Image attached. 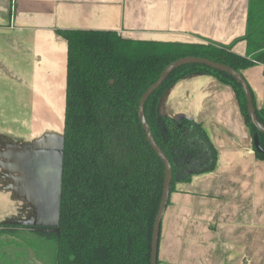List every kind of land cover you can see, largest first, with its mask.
<instances>
[{"label":"crops","instance_id":"0c3cea01","mask_svg":"<svg viewBox=\"0 0 264 264\" xmlns=\"http://www.w3.org/2000/svg\"><path fill=\"white\" fill-rule=\"evenodd\" d=\"M249 3L0 0V227L54 219L50 183L58 184L61 151L55 148L47 163L37 160L35 165L30 159L42 136L59 146L44 133L51 125H58L63 141L67 43L58 30L212 42L245 55ZM240 73L255 106L264 110V63ZM157 108L160 114L200 123L217 156L213 170L193 174L170 193L160 225L158 264H264V159L255 155L233 89L213 74L193 73L171 84ZM51 173L53 180L42 190V178Z\"/></svg>","mask_w":264,"mask_h":264},{"label":"trees","instance_id":"16d2710c","mask_svg":"<svg viewBox=\"0 0 264 264\" xmlns=\"http://www.w3.org/2000/svg\"><path fill=\"white\" fill-rule=\"evenodd\" d=\"M58 34L67 43L58 217L54 225L37 227L52 234L53 264H150L164 165L145 137L139 99L163 68L181 57L207 58L239 72L264 63V0H250L245 55L212 42L134 39L113 30L61 29ZM193 73L213 74L229 85L251 134L257 131L231 75L197 63L175 68L144 103L152 136L171 165L170 193L177 183L216 164V149L200 123L157 109L162 93ZM254 107L264 125V110ZM259 142L264 146V133Z\"/></svg>","mask_w":264,"mask_h":264},{"label":"water","instance_id":"95a60500","mask_svg":"<svg viewBox=\"0 0 264 264\" xmlns=\"http://www.w3.org/2000/svg\"><path fill=\"white\" fill-rule=\"evenodd\" d=\"M189 63H197V64H203L208 67H211L216 70L223 71L229 75H231L241 86L245 100H246V106H247V112L249 116V120L251 124L256 128V132L252 134V144L254 149L259 152L264 154V146H262L259 142V133H264V125H262L256 116L255 112V107L253 103V98L251 91L248 87L247 82L243 78L242 74L235 70L234 68L216 62L212 61L207 58L203 57H195V56H187V57H181L178 58L169 64H167L163 70L160 72L158 78L142 93L139 103H138V108H137V114L138 118L140 120V123L142 125V128L144 130L145 137L153 149V151L156 153V155L161 159L164 165V179H163V187H162V193L160 197V202L159 206L154 218V222L152 225V232H151V241H150V264H157V254H158V242H159V233H160V225L162 221V217L164 214V211L167 206L168 198L170 195V181H171V165L170 162L165 155V153L159 148V146L156 144L151 130L148 126V123L146 121V118L144 116V103L148 99V97L163 83V81L166 79V77L177 67L184 65V64H189ZM158 109V108H157ZM159 112V111H158ZM61 156H62V148H61ZM61 168V164H60ZM59 184H60V169H59V177H58V184H57V189H58V195H57V216L54 218L51 222H46V223H38L39 225L36 226H51L54 225L57 221L58 217V205H59ZM56 197V193H55Z\"/></svg>","mask_w":264,"mask_h":264},{"label":"rangeland","instance_id":"374dc122","mask_svg":"<svg viewBox=\"0 0 264 264\" xmlns=\"http://www.w3.org/2000/svg\"><path fill=\"white\" fill-rule=\"evenodd\" d=\"M57 126L51 125V128L45 129L44 133L53 135L54 139L59 142V146L56 147L58 143L55 144L54 140L48 141L46 137L42 136L39 139L41 141L38 140L37 145H39V148H36V154L30 159L31 163L36 165L37 160H44L47 163L48 155H53L55 148L61 151L62 134L57 130ZM47 167L44 165L41 171L46 170ZM35 169H37L36 166ZM27 178L25 177V180ZM42 179L43 183L41 186L42 190H44V184L53 180L52 173ZM56 185H53V182L50 183L51 192L56 193L55 199L51 201V203L53 202L51 205L54 207L51 216L54 218L57 216L58 189ZM8 210L11 211V209ZM2 226L8 228V231H4L7 230L4 228H2L4 232L0 231V264H53V238L51 232L40 230L36 225L7 224Z\"/></svg>","mask_w":264,"mask_h":264}]
</instances>
